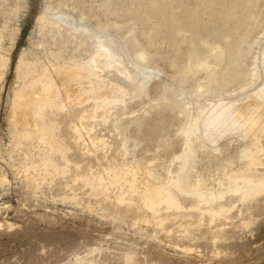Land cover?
Returning <instances> with one entry per match:
<instances>
[{
  "label": "rangeland",
  "instance_id": "rangeland-1",
  "mask_svg": "<svg viewBox=\"0 0 264 264\" xmlns=\"http://www.w3.org/2000/svg\"><path fill=\"white\" fill-rule=\"evenodd\" d=\"M0 264H264V0H0Z\"/></svg>",
  "mask_w": 264,
  "mask_h": 264
},
{
  "label": "bare ground",
  "instance_id": "bare-ground-1",
  "mask_svg": "<svg viewBox=\"0 0 264 264\" xmlns=\"http://www.w3.org/2000/svg\"><path fill=\"white\" fill-rule=\"evenodd\" d=\"M58 17H59L58 21H56L55 19L53 20L48 19L46 22L49 25H56L58 27H62L63 26L62 22L65 21V18L63 16H58ZM40 20L43 21L46 19L45 17H42ZM112 55H113L112 50L107 46L105 41H103V42H100L99 49L91 56L89 60L87 59L86 61L82 60V62H77L76 66H72L70 69L61 68V70L58 72V75L60 76L62 83L63 84H65L64 82L70 83V88L69 89L65 88V95H66V98L70 100V103L75 104V101L77 103H81L83 100H86V99H94L97 101L98 107H100L101 103H108L110 101H113L114 98L117 97L118 95L117 85L115 84L110 87H107L105 80H104L105 77L103 76L105 68L109 64H111L109 59ZM118 71L125 72L124 69H122L121 67H119ZM91 75L97 76L102 81H98L96 83V86H93L95 88L90 93H88L87 96L80 97L77 95L75 97H72V94L75 90V85L80 82L91 83V80H90ZM40 81L42 83H45V86L47 87L48 90H51L56 83V81L52 77L48 76L46 73H42L40 75ZM45 101H46V95H44L40 91H37V89L35 88H32L30 92H23L18 98V101L15 103V105L13 104L14 107L12 106L13 108H11L13 122L21 128H29V127H32L33 125H36V123L32 119L33 115L31 117V112H30L31 103L42 105L45 103ZM39 109L41 111V108ZM97 115L100 116L99 109H98ZM159 196H161V198ZM159 196L156 198H160L162 199V201L163 200L167 201L171 205L175 204L170 194L168 195L166 193H163L162 195L159 194ZM154 201H155V196H152L151 203L152 202L154 203Z\"/></svg>",
  "mask_w": 264,
  "mask_h": 264
}]
</instances>
